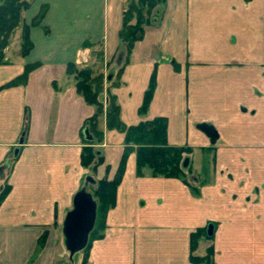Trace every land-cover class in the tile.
I'll list each match as a JSON object with an SVG mask.
<instances>
[{
    "label": "crops",
    "instance_id": "crops-1",
    "mask_svg": "<svg viewBox=\"0 0 264 264\" xmlns=\"http://www.w3.org/2000/svg\"><path fill=\"white\" fill-rule=\"evenodd\" d=\"M126 1L32 0L25 23L47 6L30 26L32 49L10 52L11 41L4 50L0 87L39 65L25 84L0 88V183L10 184L0 204V264H82L84 256L88 264H196L191 233L209 226L211 238L201 237L193 254L212 246L213 264H264V0H161L123 65ZM70 62L106 79L123 65L111 88L120 120L165 117L168 143L192 149L198 190L147 169L138 176L131 152L103 237L75 253L63 224L88 172L80 154L95 107L77 93ZM153 71V95L140 114ZM97 127L96 176L111 179L124 133L107 128L104 114Z\"/></svg>",
    "mask_w": 264,
    "mask_h": 264
},
{
    "label": "trees",
    "instance_id": "trees-1",
    "mask_svg": "<svg viewBox=\"0 0 264 264\" xmlns=\"http://www.w3.org/2000/svg\"><path fill=\"white\" fill-rule=\"evenodd\" d=\"M127 9L123 14L122 27L118 33V53L124 57L123 65L129 62L131 50L135 42L141 40L144 35V27L150 25L158 12V4L161 0H127ZM32 4V0H0V63L5 62L4 50L10 43L11 35L17 27L21 28V55L25 56L32 49L33 43L29 37L30 26L40 24L47 6L41 7L30 23H25L22 14ZM47 32L48 29L44 28ZM39 63L27 64L22 74L8 81L0 88L25 84L28 74ZM123 65L115 75L106 79L103 73H96L90 66L79 68L75 63H67L66 72L75 79V88L87 104L95 107V112L85 121L84 128L88 138L84 139L85 145L80 154L82 167L96 171V167L102 163L103 156L99 144L102 141V130L98 129V117L102 114L106 118V126L109 129H117L124 133V149L115 175L108 179L103 177L92 185L91 192L96 202V220L89 233L88 242L83 252H86L92 241L103 237L106 227V215L115 204L116 189L122 179L126 160L131 152L136 154V174H144V168L150 170L152 176L172 177L181 179L192 191L198 192L191 184L193 173L188 161L191 148L186 146H173L167 141V120L158 116L151 120H142L134 125H125L119 117L120 106L111 88L118 86ZM174 66H176L174 64ZM106 80L108 81L106 84ZM155 71L152 72L149 84L144 91L142 103L138 109L140 114L146 112L155 87ZM105 94V95H104ZM93 177V176H92ZM91 185V184H90ZM10 190V184L4 180L0 183V204ZM201 237L211 238L208 229L198 228L191 233L190 259L196 264H213V248L209 246L203 256L193 254L197 242ZM45 235L38 242L41 246ZM82 264H86L84 256Z\"/></svg>",
    "mask_w": 264,
    "mask_h": 264
},
{
    "label": "water",
    "instance_id": "water-1",
    "mask_svg": "<svg viewBox=\"0 0 264 264\" xmlns=\"http://www.w3.org/2000/svg\"><path fill=\"white\" fill-rule=\"evenodd\" d=\"M96 180L91 175H86L83 186L74 194L72 207L67 212L63 232L66 246L71 253L81 251L88 242L89 233L96 220V202L88 191V184H94ZM211 234V227H208Z\"/></svg>",
    "mask_w": 264,
    "mask_h": 264
},
{
    "label": "rangeland",
    "instance_id": "rangeland-1",
    "mask_svg": "<svg viewBox=\"0 0 264 264\" xmlns=\"http://www.w3.org/2000/svg\"><path fill=\"white\" fill-rule=\"evenodd\" d=\"M19 30H21V28L20 27H17L15 30H14V33L11 35V38H10V42H11V44H10V52H14V51H16V50H18V48H19V44H20V50H21V37H20V33H21V31H19ZM17 31V32H16ZM12 39V40H11ZM144 169H147L148 171H149V169L146 167V168H144ZM88 170V169H87ZM192 170V169H191ZM87 175H91V176H93L94 178H95V180H99V179H101V178H97V176H96V172H93V171H91V170H88V172H87ZM190 180H191V178H190ZM191 184L193 185V182H191ZM94 185H90V184H88V186H87V189H88V191L91 193L92 191H93V189H94ZM66 253V252H65ZM64 259H65V262L66 263H68V260H67V254L64 256ZM86 264H88V263H86Z\"/></svg>",
    "mask_w": 264,
    "mask_h": 264
}]
</instances>
